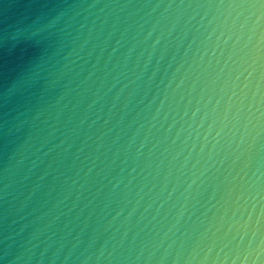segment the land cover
I'll use <instances>...</instances> for the list:
<instances>
[{"label":"water","instance_id":"1","mask_svg":"<svg viewBox=\"0 0 264 264\" xmlns=\"http://www.w3.org/2000/svg\"><path fill=\"white\" fill-rule=\"evenodd\" d=\"M0 264H264V0H0Z\"/></svg>","mask_w":264,"mask_h":264}]
</instances>
